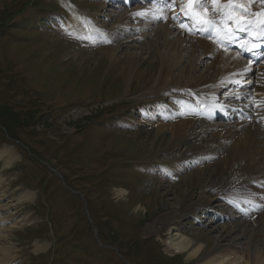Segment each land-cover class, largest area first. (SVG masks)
Returning <instances> with one entry per match:
<instances>
[{
    "label": "rangeland",
    "instance_id": "1",
    "mask_svg": "<svg viewBox=\"0 0 264 264\" xmlns=\"http://www.w3.org/2000/svg\"><path fill=\"white\" fill-rule=\"evenodd\" d=\"M122 2L0 0V244L9 248V264H195L185 254H167L166 229H153L193 193L190 207L202 193L214 196L217 213L209 215L217 219L202 221L198 205L190 215L187 209L176 214L172 227L207 251L216 242H239L247 227L241 243L253 237L264 249V221L255 225L264 211L244 219L252 216L246 210L254 198L237 213L242 218H233L232 204L224 202L234 197L233 169L205 179L207 165L189 155L186 133L173 128L182 129V99L172 90L152 97L154 83L144 75L148 62L159 63L167 53L159 42L165 29L156 39L155 24L143 29L148 24L131 17L120 25L151 0ZM56 12H75L79 24L62 23ZM134 55L141 56L144 72L128 83L113 60L128 66ZM189 67L186 61L169 82ZM211 70L203 62L193 83L213 84ZM194 180L203 183L194 189ZM28 192L34 198L17 203Z\"/></svg>",
    "mask_w": 264,
    "mask_h": 264
},
{
    "label": "bare ground",
    "instance_id": "2",
    "mask_svg": "<svg viewBox=\"0 0 264 264\" xmlns=\"http://www.w3.org/2000/svg\"><path fill=\"white\" fill-rule=\"evenodd\" d=\"M155 1L153 5L149 4L134 12H128L125 19L120 21V25L128 23L131 17L141 18L146 22L148 25L143 29H149L154 22L159 23L155 27L157 30L155 38L158 39L161 36L159 42L163 41L161 45L167 49L165 56H173L175 62L167 64L168 57L165 56L160 59L159 63L158 61L148 62V69L144 76L151 79L149 83H154L151 89L152 97L157 95L155 92L172 90L173 96H179L182 99L181 113L178 117V120L183 123L182 129L176 126L173 128L178 135L186 133L183 139L191 143L189 155L198 160L200 164L209 165L201 170L205 179H211L213 173L224 176L227 171L233 169L234 197L229 196L225 201L234 202L237 198L241 199L240 202L233 203L234 207L238 205L237 213H241L250 204L248 198L253 197V203L249 210H246V214L252 216L244 218L251 221L253 214L260 210L264 211V64L260 68V65L258 66L260 57L264 54V51L260 50L264 42V23L261 24L264 3L260 0H252L251 3L249 0H235V2L208 0V4L203 7V15L212 21L215 32L213 39L207 40L195 37L193 35L195 27H192L191 32L186 24L183 9L187 0ZM128 2L133 1L128 0ZM227 2H230L233 8H230ZM239 17H246L247 23L245 25L238 23ZM166 20L168 21L165 22ZM228 25L231 26L228 39L234 43L238 40L250 42L253 47L252 52L258 53L255 59L249 57L250 62L243 65V59L237 50L225 51L218 47L217 39L225 37ZM155 28L153 27V30ZM261 28L262 30H259ZM163 29L165 30L161 33ZM159 33L161 34L158 37ZM119 37L118 41L122 40L123 37ZM178 46L182 52L177 51ZM183 53L185 58H182ZM133 58L136 62L132 61L128 66H124L123 62L116 59L113 60L114 66L118 67L117 70L127 76V80H124L128 83L138 80L144 72L142 66L144 62L141 64V56L134 55L130 59ZM186 61L190 63L188 70L176 77V84L169 82L173 73L178 71ZM203 62L212 64L210 73L213 77V84L206 82V79L193 83L195 78L192 74ZM158 76L159 78H155ZM216 94H220L219 98L215 96ZM254 94L257 95L256 98ZM181 139L182 137H179L177 141ZM211 147L215 149L210 150ZM171 150L172 148L169 149ZM3 154L4 152L0 156ZM218 157L222 158L219 162L216 160ZM10 160L7 165L11 164ZM260 170L263 172L261 179L256 180V175L260 174ZM195 178L200 180L197 175ZM198 180L190 183L194 189L203 183ZM146 185L149 187V181ZM256 188H261V190L256 191ZM123 193L125 191H121L120 195ZM193 195L194 193L191 194L189 200H185L180 211L162 217L164 220L162 221L161 218L153 228L154 230L166 229L165 250L167 254H185L189 260H196L195 264H264V249L256 242L253 243V237L241 243L247 236L245 226L240 231L239 242L235 241L222 246L221 242L215 241L216 243L208 251L205 249L206 244L187 236L179 228L172 227L174 216L185 209H187L184 211L185 214L190 215L198 210L195 206L199 205L200 208H204L203 213L205 214L216 213L211 207L214 201L213 195L202 193L194 206L190 207ZM33 198L34 194L28 192L21 195L17 203L30 201ZM245 220L243 222L248 223ZM260 221H264V213L255 225L260 224ZM261 225L264 227L263 223ZM232 228L236 231L239 226ZM2 233L3 229L0 225V234ZM261 234L264 235V230L260 232ZM3 238L5 236L0 237V242L4 240ZM239 246L244 248L243 253L235 251L234 247ZM8 251L9 248L1 243L0 264L10 263L12 255Z\"/></svg>",
    "mask_w": 264,
    "mask_h": 264
},
{
    "label": "snow or ice",
    "instance_id": "3",
    "mask_svg": "<svg viewBox=\"0 0 264 264\" xmlns=\"http://www.w3.org/2000/svg\"><path fill=\"white\" fill-rule=\"evenodd\" d=\"M191 2H192V0H189V3H191ZM232 2H235V0H232ZM251 2H252V0H249V3H251ZM260 2L264 3V0H260ZM234 11H235V9H234ZM204 23L211 24L212 22L211 21H205ZM225 35L227 36V35H229V33L225 32ZM225 51H227V48H225Z\"/></svg>",
    "mask_w": 264,
    "mask_h": 264
},
{
    "label": "trees",
    "instance_id": "4",
    "mask_svg": "<svg viewBox=\"0 0 264 264\" xmlns=\"http://www.w3.org/2000/svg\"><path fill=\"white\" fill-rule=\"evenodd\" d=\"M41 11H43V10H41ZM45 13L51 14L52 12L47 11V12H45ZM56 14H58V12H56ZM52 15H55V14H52ZM5 116H7V115H5ZM171 262H173V261H171Z\"/></svg>",
    "mask_w": 264,
    "mask_h": 264
}]
</instances>
